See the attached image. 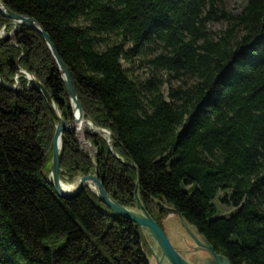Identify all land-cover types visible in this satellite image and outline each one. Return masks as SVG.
I'll return each mask as SVG.
<instances>
[{"label": "trees", "instance_id": "16d2710c", "mask_svg": "<svg viewBox=\"0 0 264 264\" xmlns=\"http://www.w3.org/2000/svg\"><path fill=\"white\" fill-rule=\"evenodd\" d=\"M1 1L48 33L84 120L112 133L111 144L85 135L106 191L136 207L139 175L162 229L177 213L232 264H264V0H245L238 15L222 0ZM221 20L219 35L209 26ZM20 70L74 120L43 37L22 27L0 39L1 77L13 86L20 76L19 90L0 84V264H151L137 224L89 188L63 199L48 183L57 123ZM62 147L63 180L95 172L75 132ZM216 199L234 211L221 215Z\"/></svg>", "mask_w": 264, "mask_h": 264}, {"label": "water", "instance_id": "95a60500", "mask_svg": "<svg viewBox=\"0 0 264 264\" xmlns=\"http://www.w3.org/2000/svg\"><path fill=\"white\" fill-rule=\"evenodd\" d=\"M0 15L4 18L9 19V24L13 25L12 32L6 33L7 36H13L20 28L26 27L33 31L38 32L44 39L48 49L50 50L58 68L61 73V78L65 84L67 94L70 98L71 105L73 107V121H67L64 119L60 107L53 100L52 96L45 88V86L32 74L27 71H22L27 76L28 84L26 88H37L45 97L48 106L50 107L55 119L57 120L56 132L53 142V157H52V167L50 176L48 177V183L54 188L55 192L60 198L72 199L79 195L83 190L89 188L92 193L98 198V200L103 203L110 211L112 215L120 216L125 219L132 221L137 224L145 233H147L156 243V246L160 252L158 254L156 251L153 252L154 257H148L151 264H232L229 258L218 254L212 244L192 226H190L187 221L179 214L178 217L188 235L194 242L193 253H180L177 251L162 227L156 222V220L149 214L142 202L139 194L140 188V177L138 175L137 182L135 184L136 189L134 192V197L136 200V207H125L117 202L104 188L103 181L100 179V170L98 164L95 161V156L97 154L89 155L88 157L95 167L94 174L88 176H78L71 186H73V191L67 192L62 187V179L60 177L61 170V160H62V139L65 132L73 133L76 131V126L74 123L77 120L84 119V111L82 104L78 97V94L74 88L73 81L71 79L69 70L62 58L60 57L56 46L52 42L48 33L37 23V21L29 16L21 15L10 11L4 3L0 0ZM5 27L3 28V30ZM0 84L9 90H19V80L16 79V84L11 86L4 82L0 75ZM90 125L92 122L88 121ZM101 132H106L109 135V141L112 140V133L108 130L100 129ZM89 143V142H88ZM90 144V143H89ZM91 147L92 144H90ZM112 151V148H110ZM113 152V151H112ZM114 153V152H113ZM115 156L119 158L118 155ZM133 168H137L134 164H129ZM195 252H200L199 254H194ZM202 252V253H201Z\"/></svg>", "mask_w": 264, "mask_h": 264}, {"label": "rangeland", "instance_id": "374dc122", "mask_svg": "<svg viewBox=\"0 0 264 264\" xmlns=\"http://www.w3.org/2000/svg\"><path fill=\"white\" fill-rule=\"evenodd\" d=\"M244 4H245V0H222V7H224L225 11L230 13L231 15L240 14ZM228 26H229V23L227 20H221L218 22H212L209 26V29L221 35L222 32L228 28ZM2 30L0 32H2ZM9 32H12V30ZM22 71L24 70H20L19 73H22L21 75L26 76V74L23 73ZM19 77H20L19 75L16 76L15 84H16V79L19 80ZM85 122H88V121H85ZM91 126L92 128L89 126L88 127L86 126V128L81 133L77 131V128L75 131L76 137L78 139L81 149H83V151L89 155L96 154V150L93 147H91L88 141L85 139V135L87 133H99L103 136V138L107 142L109 141V135L106 132L99 131L98 128L94 125H91ZM108 144H111V142H108ZM73 181L69 183L71 184L73 183ZM221 195L223 196V194ZM215 201L219 205L221 215L229 216L234 211L232 207L223 205V203L219 199H216ZM162 226H163L164 232L166 233L170 242L172 243V245L177 251H179L180 253H193L192 246H194V242L191 239V237L188 235L185 228L183 227L181 220L176 213H170L165 218H163ZM143 233L145 237L144 249H145V253L147 254V256H149L150 258L154 257V254H153L154 251L160 254L154 240L144 231Z\"/></svg>", "mask_w": 264, "mask_h": 264}, {"label": "bare ground", "instance_id": "6f19581e", "mask_svg": "<svg viewBox=\"0 0 264 264\" xmlns=\"http://www.w3.org/2000/svg\"><path fill=\"white\" fill-rule=\"evenodd\" d=\"M9 31H7L6 29H4V30H2V32H0V38H4V37H7V34L6 33H8ZM27 76V75H26ZM26 76H25V78H26ZM27 79V78H26ZM28 80V79H27ZM56 123H57V120H56ZM74 125L76 126V128H77V131L79 132V133H81L85 128H86V126L88 127H91L92 128V126L89 124V123H87V122H85L84 121V119H82V120H77L75 123H74ZM49 176H50V174H49ZM62 179V178H61ZM62 187H63V189L65 190V191H67V192H71V191H73V186H71V184L69 183V182H67V181H65V180H63L62 179Z\"/></svg>", "mask_w": 264, "mask_h": 264}, {"label": "flooded vegetation", "instance_id": "af4514ba", "mask_svg": "<svg viewBox=\"0 0 264 264\" xmlns=\"http://www.w3.org/2000/svg\"><path fill=\"white\" fill-rule=\"evenodd\" d=\"M200 252H195L194 254H199ZM202 253V252H201Z\"/></svg>", "mask_w": 264, "mask_h": 264}]
</instances>
